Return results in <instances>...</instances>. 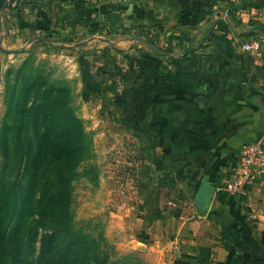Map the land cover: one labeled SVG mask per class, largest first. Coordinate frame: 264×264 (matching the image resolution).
<instances>
[{
    "label": "crops",
    "instance_id": "crops-1",
    "mask_svg": "<svg viewBox=\"0 0 264 264\" xmlns=\"http://www.w3.org/2000/svg\"><path fill=\"white\" fill-rule=\"evenodd\" d=\"M101 2L5 0L0 46L41 38L26 34L45 26L65 27L73 39L80 24L83 30L87 27L92 12L108 6L91 7ZM112 3L122 29L144 30L150 36L145 41L162 52L148 44L151 52H143L145 57L136 54L139 48L127 51L147 63L139 76L145 82L146 92L140 93L145 100L139 101L142 89L130 90V107L144 147L140 153L147 159V176L140 178L158 186L151 195L155 206L164 204L176 216L180 247L171 264H264V177L250 184L245 197L218 187L226 161L242 144L264 134V1ZM159 38L162 48L156 45ZM94 41L84 38L78 44ZM111 47L99 50L108 68L114 56ZM204 176L216 188L207 211L193 202Z\"/></svg>",
    "mask_w": 264,
    "mask_h": 264
},
{
    "label": "rangeland",
    "instance_id": "rangeland-1",
    "mask_svg": "<svg viewBox=\"0 0 264 264\" xmlns=\"http://www.w3.org/2000/svg\"><path fill=\"white\" fill-rule=\"evenodd\" d=\"M91 5L108 6L92 12L84 30L77 23L81 28L75 29L73 39L65 27L45 26L26 34L41 38L0 46V264H22L13 263V251L32 264L40 262L43 230L36 211L37 189L56 167L44 158L45 110L54 105L64 109L55 116L53 135L61 134L72 144L77 129L67 127V132L64 122L74 115L81 123L80 143L85 142V154L70 183L69 223L61 243L78 232L89 246L79 256L71 251L67 264H171L178 257L174 210L168 212L164 204L155 206L151 195L158 186L140 178L147 176V159L140 153L144 147L130 107V90L146 92L139 76L147 63L136 54L145 57L143 52H151L144 42L150 36L142 29H122L112 1ZM84 38L95 41L91 46L78 44ZM157 43L158 48L164 47L162 38ZM107 44L114 53L110 68L99 52ZM130 47L139 48V53H128ZM140 95L141 102L145 94ZM63 111H67L64 117ZM55 149L53 144L51 150ZM80 150L70 148L73 155ZM66 165L72 166V161ZM32 234L36 237L29 249L26 242ZM10 236L15 239L12 243Z\"/></svg>",
    "mask_w": 264,
    "mask_h": 264
},
{
    "label": "trees",
    "instance_id": "trees-1",
    "mask_svg": "<svg viewBox=\"0 0 264 264\" xmlns=\"http://www.w3.org/2000/svg\"><path fill=\"white\" fill-rule=\"evenodd\" d=\"M4 2L5 0H0V10ZM63 109V107L54 105L45 110L47 122L44 128V143L46 145L44 150L47 152V155L45 154L44 158L55 163L56 167L51 174L45 175L44 182L37 189L39 197L37 199L36 211L39 219L38 222L43 230L40 242L39 264H67V262L70 261L71 251L75 252L76 256H79L89 246L85 237L80 236L78 232H74L73 235H70L66 239L65 244L61 243V236L69 223L68 205L71 191L70 183L75 175L74 168L85 154V142L83 141L81 144L79 140V134L82 133L81 123L76 116L68 115L67 120L64 122L67 132V127H75L77 129L78 138L76 137L72 144H70L68 138L61 134L54 136L52 133L55 116H58L59 110ZM61 115L64 117L67 115V111H63ZM49 117H52V119L50 120ZM21 120L23 123V119ZM42 142L41 136V140H39L37 147L39 154L43 152ZM53 144L56 145L55 150H51ZM71 147L73 150L81 149L80 154L73 155L70 151ZM69 159L72 161V166L66 165ZM67 166H69L71 170H67ZM40 167L43 168L42 165H40ZM34 226L35 229L38 227L37 222L34 223ZM35 237V234H32L28 238L26 242L27 248L31 249ZM8 240L10 243L15 241L12 236H10ZM31 253L32 251H28L29 255ZM20 255V252L13 251V263L22 262V264H32V261L28 262L27 258H23V256ZM99 264H105V262H100Z\"/></svg>",
    "mask_w": 264,
    "mask_h": 264
},
{
    "label": "built area",
    "instance_id": "built-area-1",
    "mask_svg": "<svg viewBox=\"0 0 264 264\" xmlns=\"http://www.w3.org/2000/svg\"><path fill=\"white\" fill-rule=\"evenodd\" d=\"M118 1V0H88ZM264 1V0H262ZM226 174L218 187L226 194L240 198L248 193L250 184L264 177V134L242 144L236 155L226 161Z\"/></svg>",
    "mask_w": 264,
    "mask_h": 264
},
{
    "label": "water",
    "instance_id": "water-1",
    "mask_svg": "<svg viewBox=\"0 0 264 264\" xmlns=\"http://www.w3.org/2000/svg\"><path fill=\"white\" fill-rule=\"evenodd\" d=\"M144 42L148 44L146 41ZM148 46L154 52L158 54L162 53L160 50L154 48L150 44H148ZM215 189H216L215 186L212 185V183L208 180V177L204 176L200 182L199 187L197 188L194 194V197H193L194 205L201 211H207L210 205V202L214 196Z\"/></svg>",
    "mask_w": 264,
    "mask_h": 264
}]
</instances>
